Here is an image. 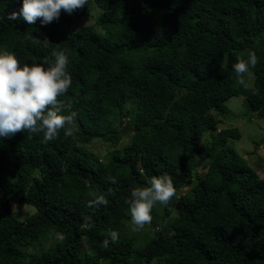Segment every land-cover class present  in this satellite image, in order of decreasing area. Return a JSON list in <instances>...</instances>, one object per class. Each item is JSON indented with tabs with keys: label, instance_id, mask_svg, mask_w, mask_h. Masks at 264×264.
Masks as SVG:
<instances>
[{
	"label": "trees",
	"instance_id": "obj_1",
	"mask_svg": "<svg viewBox=\"0 0 264 264\" xmlns=\"http://www.w3.org/2000/svg\"><path fill=\"white\" fill-rule=\"evenodd\" d=\"M92 1L95 22L76 26L90 2L29 25L8 18L22 0H0V51L21 66L64 51L72 84L59 99L77 112L70 137H0V264H264V177L228 143L240 130L218 127L233 96L264 117V0ZM248 50L258 63L240 85L232 65ZM96 140L115 148L108 160ZM163 174L176 195L153 208L154 233L132 232L125 199ZM89 191L108 204L89 208Z\"/></svg>",
	"mask_w": 264,
	"mask_h": 264
},
{
	"label": "clouds",
	"instance_id": "obj_2",
	"mask_svg": "<svg viewBox=\"0 0 264 264\" xmlns=\"http://www.w3.org/2000/svg\"><path fill=\"white\" fill-rule=\"evenodd\" d=\"M89 0H22L18 12H12L8 18L12 21L23 19L29 25L40 19L42 25L58 20L61 10L72 14L83 8ZM47 46L50 41L42 40ZM33 42L41 43V39L33 37ZM54 60L41 63H25L21 66L14 53L0 51V137H10L20 132L42 134L43 143L58 138L61 129L64 135L74 134V123L77 112L73 111L71 102L59 97L64 96L72 84V77L68 71L69 58L64 51L54 50L51 53ZM245 58H237L232 67L236 81L240 85L246 84V77L253 75L258 63V57L252 50H248ZM47 65V66H45ZM67 112L68 114H63ZM115 183L114 177H109ZM147 186L134 187L130 196L125 199L127 214L131 217L129 227L132 232L142 231L153 219L151 212L157 205L167 206L176 195V188L172 178L167 175H153L146 178ZM111 194V190L109 191ZM92 197L87 202L89 208L106 206L108 199L104 194L89 191ZM91 216L84 217L83 227L91 229ZM108 236L112 242L118 240V233L110 231ZM63 239V236H59ZM109 240L103 241L107 247Z\"/></svg>",
	"mask_w": 264,
	"mask_h": 264
},
{
	"label": "rangeland",
	"instance_id": "obj_3",
	"mask_svg": "<svg viewBox=\"0 0 264 264\" xmlns=\"http://www.w3.org/2000/svg\"><path fill=\"white\" fill-rule=\"evenodd\" d=\"M89 12L83 16L74 19V25L94 23L100 10L95 2L89 0ZM251 83V79L248 84ZM228 114L225 119L218 125L219 129L238 128L241 132V138H230L228 143L239 151V153L252 165L261 177H264V117H258L249 110L245 96H233L226 100ZM128 119L124 121L126 125ZM131 130L124 131L123 139L117 148H122L130 142ZM91 148L104 161L108 160L115 149L102 140H96L92 143ZM201 167V166H200ZM204 172L205 169L201 168ZM32 208L26 206L20 216L23 218ZM161 227V226H159ZM156 230L159 228H155ZM154 229L146 225L141 232ZM154 264V263H153Z\"/></svg>",
	"mask_w": 264,
	"mask_h": 264
}]
</instances>
